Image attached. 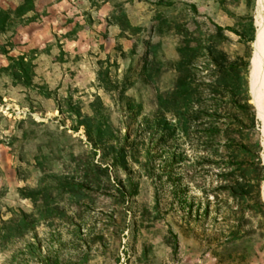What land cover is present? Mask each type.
Returning <instances> with one entry per match:
<instances>
[{
  "label": "rangeland",
  "instance_id": "1",
  "mask_svg": "<svg viewBox=\"0 0 264 264\" xmlns=\"http://www.w3.org/2000/svg\"><path fill=\"white\" fill-rule=\"evenodd\" d=\"M158 1L32 0L0 34V264H264V6Z\"/></svg>",
  "mask_w": 264,
  "mask_h": 264
},
{
  "label": "bare ground",
  "instance_id": "2",
  "mask_svg": "<svg viewBox=\"0 0 264 264\" xmlns=\"http://www.w3.org/2000/svg\"><path fill=\"white\" fill-rule=\"evenodd\" d=\"M264 6V0H259ZM257 32L254 43V55L250 65L249 87L256 111L262 120L264 138V11L256 21Z\"/></svg>",
  "mask_w": 264,
  "mask_h": 264
},
{
  "label": "trees",
  "instance_id": "3",
  "mask_svg": "<svg viewBox=\"0 0 264 264\" xmlns=\"http://www.w3.org/2000/svg\"><path fill=\"white\" fill-rule=\"evenodd\" d=\"M160 4H163V1H158ZM33 8L32 0H24L23 3L18 5L15 9L11 11H4L0 9V34H4L7 31L11 30L14 27V20H23L25 15L29 13ZM218 30L221 29L218 27ZM25 57H20L19 63L13 62L9 67L4 69V71L8 72L9 75L14 79V81L21 82L24 86H28V82L30 80L31 73V63L24 61ZM103 131L101 130V125L98 124L96 126L97 133V143H101V138L98 135L102 136ZM112 149V147H110Z\"/></svg>",
  "mask_w": 264,
  "mask_h": 264
}]
</instances>
